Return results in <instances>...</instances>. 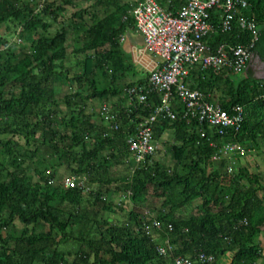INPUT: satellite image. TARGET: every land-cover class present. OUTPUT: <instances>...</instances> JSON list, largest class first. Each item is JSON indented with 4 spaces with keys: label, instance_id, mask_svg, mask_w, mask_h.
Here are the masks:
<instances>
[{
    "label": "trees",
    "instance_id": "obj_1",
    "mask_svg": "<svg viewBox=\"0 0 264 264\" xmlns=\"http://www.w3.org/2000/svg\"><path fill=\"white\" fill-rule=\"evenodd\" d=\"M86 1H92L88 10L65 19V7L74 0H0V264H172L175 256L199 252L213 255V264H263L264 174L237 164L230 176L228 159H213L210 141L240 142L254 155L262 153L264 79L248 68L247 78L229 71L191 72L186 82L192 89L226 111L244 108L241 128L222 136L184 118L178 106L176 120L154 125L156 141L171 133V163L154 158L133 175L126 141L159 95L152 94L148 106L135 99L126 106L113 103L118 129L108 135L89 102H111L136 85H122L117 76L130 68L121 37L135 22L123 0ZM248 2L260 24L252 51L264 61V0ZM181 4L171 0L169 6ZM211 16L221 21L218 13ZM219 26L206 38L213 50L251 42L248 31L236 26L222 32ZM117 165L127 167L125 176L115 171ZM63 172L104 180L85 194L64 189ZM150 188L162 200L155 213L162 230L143 231L149 218L136 210L124 223L104 218L106 212H125L116 204L117 191L138 202ZM198 200V215L177 214ZM167 237L176 249L160 256L157 247Z\"/></svg>",
    "mask_w": 264,
    "mask_h": 264
},
{
    "label": "built area",
    "instance_id": "obj_2",
    "mask_svg": "<svg viewBox=\"0 0 264 264\" xmlns=\"http://www.w3.org/2000/svg\"><path fill=\"white\" fill-rule=\"evenodd\" d=\"M130 14L135 22L136 31L142 35L146 52L157 58L143 85L126 88L125 96L131 102L148 106L151 95H159V103L152 106L149 115L143 119L135 134L126 143L130 153L129 165L132 174L141 169L147 161L155 158L159 145L154 137V125L159 121L177 118V107L181 106L183 117L207 125L224 136L231 130L237 132L245 119L242 106H234L231 111L224 110L219 103L209 100L204 93L192 89L186 82L192 70L243 72L253 59V48L260 35V24L254 13L250 12L248 0H182L176 12L164 8L158 0H137ZM212 12L219 13L222 32H231L236 26L251 35L247 45H219L213 50L206 38L218 30L212 22ZM264 98V94L262 95ZM100 114L108 126V135L118 129L117 115L108 105H103ZM202 136L206 132L202 131ZM216 150L213 159L225 157L229 161L228 173L234 175L235 167L248 157L250 149L240 142L227 141L217 144L210 141ZM104 178L91 179L88 175H69L62 180L64 189L82 190L88 194ZM132 192H128L131 196ZM142 229L147 234L162 230V222L155 214H145ZM173 225L167 229L173 231ZM176 247L167 237L158 245L160 256L173 254ZM215 257L199 252L194 257L175 256L172 264H213Z\"/></svg>",
    "mask_w": 264,
    "mask_h": 264
},
{
    "label": "rangeland",
    "instance_id": "obj_3",
    "mask_svg": "<svg viewBox=\"0 0 264 264\" xmlns=\"http://www.w3.org/2000/svg\"><path fill=\"white\" fill-rule=\"evenodd\" d=\"M49 2H57L60 3V0H48ZM92 4V1H86V0H74V5H68L65 7L66 11L64 14L65 19H69L71 18V16L76 13L78 10L80 9H85L88 10L90 5ZM44 5V4H42ZM130 11H131V6L129 7ZM87 18H89L87 16ZM260 69L257 66L256 61H254V66L252 65V67L250 68V71L252 73V76L256 77V78H261L262 76H260ZM237 77L239 78H247L249 77V73L245 70L243 72H239L237 73ZM67 92L66 88H63L60 91V94H58V98L61 100L63 98V96L65 95V93ZM105 102H102L100 100H92L89 102V106L90 108H94V110L96 111H100L102 105ZM62 104V108L64 107V104ZM90 110V109H89ZM2 137V136H0ZM172 142V137H171V133H166L163 137L162 140L160 142H158L159 144V150L158 153L156 154L155 158L157 160L162 161L164 164H169L170 162V156L167 154V147L166 145L168 143ZM263 151V150H262ZM241 166H249L251 168L252 171L255 172H261L262 174H264V151L259 155L256 156L254 155V159L249 157L247 159H245L243 162L239 163ZM127 167H125L124 165H117L115 167V171H117L120 176H125L123 175L126 172ZM64 174L63 177L69 176L70 174L67 172H63ZM135 174V173H134ZM133 174V175H134ZM118 186L123 185V183H121V181L117 182ZM116 188V185H113L112 188ZM94 189H97L98 186H94ZM120 189V188H119ZM118 192V195H115V199L116 200V204H122L124 207L125 212H120L119 210H116L115 213H103L104 218H110L115 222H120V223H124L126 222L127 218H128V213L132 210H136L138 211V213H143V214H155L158 210V208L161 206L162 204V200L158 199L157 196L155 195V191H153L151 188L147 191L146 193V199L144 201H138V202H134V200L129 198H125V195L122 192ZM199 207H201V201L198 200L195 203H193L192 205L185 207L183 210H181L179 213H177L180 216L183 217H190L191 215H198L199 213ZM18 226H21V224L18 222L17 223ZM67 248H70V246H65Z\"/></svg>",
    "mask_w": 264,
    "mask_h": 264
},
{
    "label": "crops",
    "instance_id": "obj_4",
    "mask_svg": "<svg viewBox=\"0 0 264 264\" xmlns=\"http://www.w3.org/2000/svg\"><path fill=\"white\" fill-rule=\"evenodd\" d=\"M123 1H124L125 5L128 4L127 9L130 6L132 7L131 4L137 2V0H123ZM159 2L161 3V5L164 8H166L172 12H176L179 9V7L172 8V9L170 8L169 3L171 2V0H160ZM219 20H220V16H219ZM213 23L217 28V25L220 23V21L218 24H216L215 21ZM217 30H218V28H217ZM216 33H214V34H216ZM121 43H122V50L125 54V57L130 62V68L126 71L125 74H123V76H120V73L117 74L118 82L122 85L129 84V83H136V85H139V82H141V81H143V82L145 81V83H146L150 71L154 68V66L156 65V63L158 61L157 58L154 57L152 54L146 52V50L144 48L143 37L141 34H139L136 31V29L134 27L127 29V31L122 35ZM254 61L258 62V67L263 68L264 63H262L259 60H256V58H253L252 61L250 62V64L248 65L247 70H250L252 65L254 66ZM193 71H197V69L192 70L191 72H193ZM257 79H264V77L257 78ZM119 99H122V100H119ZM102 102H104V101H102ZM117 102H120V105L122 104V106H126V105L131 104L130 101H128L125 94H122L121 97H115V98H113V100L111 102H105L103 105H108L110 107V109H112L114 106L113 103H117ZM114 114H116V113H114ZM107 133H109L108 126H107ZM158 142L159 141H157V143ZM250 150H251L250 154L248 155L247 158L251 157L254 159V149H250ZM262 150L264 151V149H262ZM247 158H245V159H247ZM244 160H242L241 162H243ZM245 167L248 168L250 171H252L249 166H245ZM252 172H254V171H252ZM259 242L261 244L262 254H263L262 263L264 264V229H263V233H262L261 237L259 238Z\"/></svg>",
    "mask_w": 264,
    "mask_h": 264
},
{
    "label": "flooded vegetation",
    "instance_id": "obj_5",
    "mask_svg": "<svg viewBox=\"0 0 264 264\" xmlns=\"http://www.w3.org/2000/svg\"><path fill=\"white\" fill-rule=\"evenodd\" d=\"M256 60H257V59H256ZM256 63H257V66H258V62H257V61H256ZM258 68L260 69V70H259L260 73H261L260 76L264 77V66H263V68H262V67H261V68L258 67Z\"/></svg>",
    "mask_w": 264,
    "mask_h": 264
},
{
    "label": "water",
    "instance_id": "obj_6",
    "mask_svg": "<svg viewBox=\"0 0 264 264\" xmlns=\"http://www.w3.org/2000/svg\"><path fill=\"white\" fill-rule=\"evenodd\" d=\"M253 58H256L257 60L261 61V59L254 53H253ZM261 62L264 63V61H261Z\"/></svg>",
    "mask_w": 264,
    "mask_h": 264
}]
</instances>
